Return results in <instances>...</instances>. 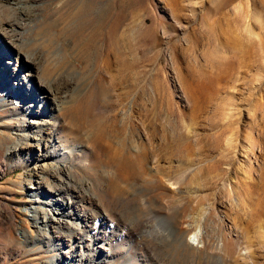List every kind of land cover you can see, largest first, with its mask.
<instances>
[{
    "label": "rangeland",
    "instance_id": "1",
    "mask_svg": "<svg viewBox=\"0 0 264 264\" xmlns=\"http://www.w3.org/2000/svg\"><path fill=\"white\" fill-rule=\"evenodd\" d=\"M15 1L2 0L5 26L53 81L68 142L84 144L97 163L80 167L82 156L71 153L68 174L41 155L24 157L30 150L18 141L35 116L26 110L30 91L12 75L15 61L7 63L0 264L79 253L87 232L77 222L47 226L48 237L31 216L58 210L74 190L117 216L114 264H264V0ZM45 47L55 53L49 70ZM41 168L43 179L34 175ZM115 177L125 182L117 202L103 194ZM180 220L196 234L188 246L176 242Z\"/></svg>",
    "mask_w": 264,
    "mask_h": 264
},
{
    "label": "bare ground",
    "instance_id": "2",
    "mask_svg": "<svg viewBox=\"0 0 264 264\" xmlns=\"http://www.w3.org/2000/svg\"><path fill=\"white\" fill-rule=\"evenodd\" d=\"M1 3L5 4V2H2V0H0V7H1V9H0V71H2V73L5 74L6 70H7V63H10V62L13 63L15 61L14 67H12L13 68L12 75H14L20 79V82L18 83V88L25 89V90L27 88L30 91V94H29L30 100L29 101H30L31 105L26 110L34 113V116H35L34 120H32L31 122L28 123L22 139H19V141H18V142H20V140H22V142L19 143V145H21V147H22L21 148L22 151H23V148H25V147H28V149L30 150L29 155L24 156L22 154V156L29 158V159H32L34 156L41 155L44 160L53 161L55 163L56 168H59V164H60V167L63 168L64 172L68 173V174H69V171L73 167L72 163H70L71 161H69V159H68V156H69V154L71 155V153L75 154L76 156H82V160H79L80 167H88V165H90L91 163H92L91 165H93V162H96L97 158H94L95 157L94 153L91 150H87L84 144H75V143L71 144L68 142V139H67L68 128L66 129L65 127H63L64 122H63V117H62L63 113H65V108L63 106V103L57 101V99H56L58 97V95H57V91L52 88L53 81L52 80L46 81L47 78L43 79V77L40 74V72H41L40 71L41 70L40 62L37 61L36 59H33V57L31 58V56L28 55L29 52L28 53L26 52L27 50L26 51L23 50L26 47L25 48L23 47L22 42L18 43V41H16L17 37L15 38L16 34L11 33V31L5 26L6 25V20H5L6 17L4 15L5 13L3 14L2 12H5L6 9L4 10V8H2ZM13 4L15 5L14 2H13ZM19 4H18V7H19ZM22 10H24V9H22ZM12 16L14 17L13 14H12ZM7 21H8V19H7ZM26 23H27V21H26ZM21 25L22 24H20L19 26H21ZM13 29H14V27H13ZM23 30H25V29H23ZM32 47H33V45H32ZM45 52H46L47 58L45 57V59L43 61H45L44 65L46 64V66H45L46 69L49 70V67H48V64H50L49 58H51V60H52L53 57L55 56L54 55L55 53L53 50H50V47L46 48ZM32 53H33V50H32ZM48 59H49V61H48ZM2 63H6V65H5L6 69H4V70H1V64ZM44 68L42 69V71L44 70ZM41 73H45V71H43ZM65 80H64V83L67 82V81L65 82ZM6 85L10 86L9 82H6ZM58 86H59V84H58ZM33 90H34V92H33ZM13 92L14 91L10 90L11 95ZM4 105L5 104H3L1 106H4ZM72 121H73V119H72ZM99 139H100V136H97L95 139L92 140L91 144L97 146V144L100 143ZM35 148L38 149V152H37V150L35 151ZM20 155H21V153H20ZM115 155H116V153H115ZM114 159H113V161H114ZM118 160H119V158H118ZM139 160L141 162H143L142 156L139 157ZM99 162H100V160H99ZM136 162H138V160L135 161V163ZM115 164H117V163H115ZM121 165L123 166L124 164L121 163ZM110 167H112V166H110ZM116 167H119V169H120L119 165ZM46 170L42 169V168H41V170L35 169L34 175L37 176L38 178L43 179L45 176V173H47ZM119 171H118V173H119ZM56 172H57V169H55V171L53 173L56 174ZM121 173H123V172H121ZM185 173H186V171H185ZM120 175H122V174H120ZM162 176H163V174H162ZM106 177H107V174H106ZM122 178H124V177H122ZM122 178L115 177L113 182L109 186H107V189L103 191L105 198H108V200H109V199H111V197L116 196L115 201L117 200V195L122 194L121 192L123 190V183H125V182H123L124 180ZM118 179H119V181H117ZM125 180L127 182V178ZM101 184H103V183H101ZM173 184H174V182H173ZM131 188H132V186H131ZM171 189H172V186H171ZM137 190H139V189H137ZM74 191L75 192H72V193L71 192H65L63 197L66 198L67 201H62V202L59 201L58 202V210L52 211V212L49 210L48 212H46L42 215H37V210L34 209L33 210L34 214L31 213L32 214L31 216L34 220L35 226L38 228V230H40L42 232V234H45L48 237H49V235H47L45 233L47 230V226H51L57 230H64L63 228H65V227L70 229L72 226L71 220L73 222L74 221L77 222V225H78L77 231L83 230V232H87V237H79V243H80L79 247H81L79 253H75V251H73V249L70 248L67 251L69 253V255L67 254L66 260H63L62 262H58V259H56V257H58V256L53 255L51 258L49 257L50 260H48L47 264H114L115 260H116V254L118 253L116 250L114 240L116 237H119L121 235L116 229L117 216L111 215L110 213H108L107 210H104L103 206H101L98 202L94 203V204H89V201H91L92 198H90V199H84V197L79 198L78 197L79 194L77 196L75 194L77 190H74ZM85 193L88 194L86 189H85ZM128 196L130 197V195H128ZM137 196H139V195H137ZM123 198H125V197H123ZM86 200L88 201V204L85 203ZM63 204H66V206H63ZM47 214L54 215V216L53 217L48 216ZM55 214H58L59 218L56 217ZM178 214H180V213L178 212ZM60 217L62 219H60ZM178 217H179V215H178ZM174 219L176 220V218H174ZM183 222H185V221H183ZM173 227H174L173 230H175V235L177 236V239H178V240L176 239L177 240L176 242H178L180 246L181 245H186V246L190 245L191 244L190 241H191L192 237H194L196 234L195 233H191L189 235L185 234L181 220L177 221ZM145 229H147V228H145ZM140 231H141V229H140ZM151 231L154 232L155 228H154V230L151 229ZM60 232H62V231H60ZM122 232H123V230H122ZM146 234H147V232H146ZM160 236H163V235L161 234ZM155 237H157V236L155 235ZM162 238H164V237H162ZM93 240L98 241V243L95 246H92ZM152 240H151V242L154 241V240L153 241ZM164 241H166V240H164ZM164 241H162V242H164ZM175 245H177V244H175ZM185 249H186V247H185ZM70 250H71V252H70ZM92 251H94L93 254H91ZM144 264H154V263L145 262Z\"/></svg>",
    "mask_w": 264,
    "mask_h": 264
},
{
    "label": "water",
    "instance_id": "3",
    "mask_svg": "<svg viewBox=\"0 0 264 264\" xmlns=\"http://www.w3.org/2000/svg\"><path fill=\"white\" fill-rule=\"evenodd\" d=\"M12 79H14V78L12 77Z\"/></svg>",
    "mask_w": 264,
    "mask_h": 264
}]
</instances>
